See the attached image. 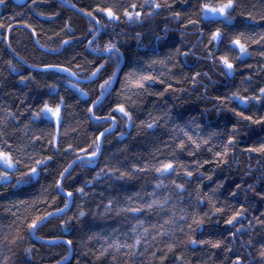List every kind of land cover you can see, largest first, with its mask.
Returning a JSON list of instances; mask_svg holds the SVG:
<instances>
[{
	"label": "trees",
	"instance_id": "16d2710c",
	"mask_svg": "<svg viewBox=\"0 0 264 264\" xmlns=\"http://www.w3.org/2000/svg\"><path fill=\"white\" fill-rule=\"evenodd\" d=\"M63 1L86 11L98 4L127 7L142 2ZM158 2L168 3L171 8L164 7L158 14L143 18L140 25L127 24L122 17L91 46L102 48L114 38L122 53L119 67L124 63L115 85L93 110L99 117L114 114L117 129L103 137L97 160H84L71 168L70 175L63 179L62 193L55 185L59 172L76 155H84L79 148L91 152L95 137L109 127L110 122L90 118L88 108L99 95V84L117 72V58L90 51L89 18L58 0H36L35 5L26 0L23 6L5 0L0 4V147L9 150L10 145L13 154L26 161L29 156L33 160L53 156L47 171L38 169L37 177L29 183L17 185L18 173H10L8 183L0 180V264H58L66 260L65 264H233L237 255L244 264H264L259 256L264 248V224L258 223V219L264 220V196L255 194L264 193V152L249 150L264 144V122L252 123L233 111L258 119L264 116V104L223 99L233 92L258 95L259 88L264 87V20L260 19L264 0H235L234 27L207 21L189 24L188 20H199L197 0ZM176 12L180 13L179 19L172 17ZM249 12L255 21L249 18ZM216 27L224 33L218 52L208 44L210 32ZM240 32L244 33L241 39L249 55L233 60L234 71L228 76L220 63L209 59L208 51H213L214 58L226 52L236 56L237 52L229 51L228 41ZM65 40L70 42L62 44ZM101 63L105 65L103 71L89 81L87 74ZM44 64L69 67L77 72L78 79L45 70ZM21 76L28 79L22 81ZM69 79L87 95L71 87ZM52 85L57 86L55 90ZM61 97L64 103L59 127L54 120L33 117L44 102L54 107ZM117 104L124 105L131 121L112 112ZM233 125L236 139L224 157L226 162L220 163L214 152L223 151L228 136L233 134ZM54 136L61 149L71 143L73 152L54 155L49 144ZM160 162H172L175 171L156 173L154 169ZM187 171L193 175L188 177ZM121 172L125 173L123 177ZM173 181L183 185V191ZM249 185L255 192L248 190ZM67 192L72 193L71 208L35 232L36 238L56 244L36 242L23 229L19 233L23 240L11 242L18 235L16 227L21 220L63 208L66 200L69 203ZM153 201L156 203L148 208ZM241 204L247 211L233 221L235 227L226 225L224 220ZM216 208L223 211L217 213ZM80 211L85 215L77 218ZM194 217L204 222L199 227L193 225L190 231L187 225ZM166 219L175 223L165 224ZM61 221L66 223L61 225ZM236 228L241 230L236 232ZM137 236L141 244L136 249L116 247L133 243ZM188 236L197 243H178L187 241ZM67 240L72 241L69 259ZM218 241L219 247H213ZM170 243L177 244L172 251L167 248Z\"/></svg>",
	"mask_w": 264,
	"mask_h": 264
},
{
	"label": "snow or ice",
	"instance_id": "6c2138e0",
	"mask_svg": "<svg viewBox=\"0 0 264 264\" xmlns=\"http://www.w3.org/2000/svg\"><path fill=\"white\" fill-rule=\"evenodd\" d=\"M5 0H0V4H3ZM33 5H35L36 0H32ZM197 11L199 13V20L193 21V20H188L189 24H198L200 21H207L208 24H221L224 25L225 27H229L233 25V20L234 17L232 13L236 10V3L235 0H197ZM71 7L73 9H76L77 6L76 4H71ZM164 7H168L169 9L171 8V5L168 3H160L158 0H142L141 3L136 4V3H131L127 7H124L122 5H119L118 3L115 5H110V6H101V5H96L95 8L91 11H86L83 8L77 9L80 13L86 15L89 18V24L91 25L89 29V33L92 36V39L88 40V47L89 50L94 52L98 56H107L108 58L116 57L117 58V70H119V59L122 58V53L120 52L119 47L117 46V43L115 42L114 38L109 39L107 42L104 43L103 47L101 48L99 45H97L96 48H92L91 46L97 42L99 37L103 35L106 30L113 24H118L121 21V18H124V22L127 24H137L140 25L144 22L145 17H150L153 15L158 14V11ZM118 9V10H114ZM148 9L147 11H144V9ZM41 15H43L41 13ZM248 16L250 19L255 21L256 17L252 15L251 12L248 13ZM173 19H179L180 13H172ZM260 19L264 20V15L260 17ZM11 27V25H9ZM30 27V26H29ZM65 27H69L68 23H65ZM201 34H203V29H201ZM33 35H35V32L33 31ZM244 33L240 32L237 36L234 38H230L228 41V46H229V51L230 52H237L238 54L234 57H231L228 52H226L223 55H220L218 58H214V53L212 50L208 51V57L209 59H215L216 62L220 63L223 68L225 69V74L228 76H231L234 71V64L233 60H240L242 57L249 55L248 53V48L246 45V42H244L241 37H243ZM141 37V33H136V38L139 40ZM157 39H160V37H157ZM264 39V37H262ZM224 41V33L220 27H216L214 30L210 32L209 35V40L208 44L209 45H214L215 50L218 52L219 47L218 45L223 43ZM70 41L65 40L62 41V44H68ZM179 51V50H177ZM186 55L187 53H183ZM11 66V62H9ZM104 64H98L96 65L93 70L87 74V79L89 81H92L93 78H96L99 76V74L103 71L104 69ZM80 66L77 65V68ZM43 68L45 70H55L56 72H64L68 73L69 77H74L77 78V72L72 71L71 68L69 67H64L63 65L60 64H44ZM12 70L15 71V67H12ZM199 75V73L195 74L193 77V80L195 81V76ZM207 75V73H205ZM117 76V72L113 71L106 79H104L100 84H99V95L96 97L95 100L92 101V105L89 106L88 108V113L90 114V118H93L97 120L98 122L104 121V122H110L109 127L105 128L103 131H100L99 134L95 137V140L93 141L94 148L91 152H88L84 148H79L78 151L80 153H84L83 156L81 155H76L73 160H71L66 167H64L60 172H59V179L55 181L56 189L60 192H63L64 189L62 187V180L67 176L70 175V170L75 164H81L84 163L85 158L88 159V162L91 163L92 159L95 158L100 151L101 148V137H103L106 133L110 132L112 130V127L115 125L116 122V116L112 113H109L107 116L104 117H99L96 116L95 113L93 112V108L99 105L102 101V99L106 98V95L110 93L111 86L113 84L114 79ZM28 79V77L21 76V80L24 81ZM141 79H151L150 77H141ZM68 83L70 84L71 87L77 89L81 93V95H87V93L80 88L78 83H74L71 79L68 80ZM139 83V82H138ZM141 87H143L142 84H140ZM55 90L57 87L56 85L50 86ZM170 87V86H169ZM247 91V89H245ZM221 97H217V100H221ZM224 100H227L229 102L235 100L238 101L241 104H251L253 101L257 103L264 104V87L259 88V94L258 95H240L238 92H233L230 96L223 98ZM63 97L60 98V102L57 103L54 107L50 106L47 102H44L43 106L39 109L38 112L33 113V117H41L43 116L44 119L46 120H54L57 127L62 123V112L61 108L63 105ZM235 114L239 117H242L244 120L251 121L252 123H262L264 122V116H260L258 119H254L253 115H245L243 111H235L233 109ZM112 112H119L122 114V117H126L128 121L132 120L131 114L125 109L124 105L122 104H117L116 107L112 110ZM148 128L152 127V124L147 125ZM233 134L228 136L227 143L224 145L223 151H215L214 152V157L219 158L220 163H225L226 161L224 160V157L227 156V153L230 149V146H232L234 140L236 139V134H237V129L236 126L233 125L232 129ZM191 139V137H189ZM195 143V142H193ZM204 143H207V141H204ZM49 144L51 145L53 149L54 155H58L60 153H63V155L67 156L70 152H73V145L69 143L66 147L61 149L58 145V139L57 137H53L51 141H49ZM181 147H183V142H181ZM89 147H92L90 145ZM196 147L199 148L200 145L196 144ZM9 150H5V148L0 147V180H3L5 183H8V177L10 173H18L17 176V185L20 184H25L31 182L34 178L37 177L38 175V169L43 168L44 171H47V165L49 162L53 160V156H45L42 159H35L33 160L32 157H27V161L22 158L20 155H14L13 152L10 149V145H8ZM212 149H209L211 151ZM250 151H260L264 152V144H261L259 148H253L249 149ZM30 161L31 163H29ZM204 163H209V161H204ZM24 170H21V169ZM141 171H144L145 169H140ZM155 172L164 175L165 173H169L170 170L175 171L173 163L172 162H160L158 167H155ZM125 173L121 172L120 176L123 177ZM186 175L188 177H191L193 173L191 171H187ZM173 184L175 187L181 191H183L184 186L181 184H175V181H173ZM159 186V185H157ZM236 188L239 189L240 185H236ZM248 190L255 192V189L252 185L248 186ZM81 193H83V189H79ZM257 196H264V193H255ZM65 195L68 198H71L72 193L67 192ZM233 196L236 195V192L232 193ZM55 200V197L52 198ZM23 203V202H21ZM111 203V202H110ZM156 203V201H153V203H149L147 205L148 208H152L153 204ZM167 203V199L163 202H161V207L164 206V204ZM69 203L66 200L64 203L63 208H56L54 212H45L44 214H38L34 218H29L25 217L23 220L20 221V224L17 225L16 227V232L17 236L12 238V243H15L17 239L23 240V236L19 235L21 230H26L29 235H34L35 232L45 223L47 220H49L53 215L55 214H61L65 211V209H68ZM139 209H131V211H138ZM215 211L217 213L222 212L223 209L221 208H216ZM247 211L245 208L244 204H241L239 209L235 210L233 214L228 218L224 220V223L226 225H232L235 227L233 224V221L237 220V217H240L244 214V212ZM85 213L83 211L79 212V217H83ZM203 219L202 218H196L194 217L192 220L191 224H188L187 227L191 231L193 225H196L199 227L201 224H203ZM15 224L16 222L13 221ZM66 222L61 221V225H64ZM142 225V222H140ZM165 224L168 223H175V220L171 219H166L164 221ZM258 223L264 224V220H259ZM251 225V222H250ZM162 227V226H161ZM241 229L236 228V232H239ZM135 231V229H133ZM181 233L184 232V228L181 227L179 229ZM144 233L148 232L147 228L143 229ZM158 235L160 233H157ZM230 236H235L234 232H229ZM7 239V237L5 238ZM155 237H153V240ZM192 243L195 244L197 243L196 240H194L191 236L187 237V241L185 240H179L178 243L184 244V243ZM66 243L68 245H71L72 241L67 240ZM144 243L147 244L148 241L147 239L144 240ZM199 243L203 244L205 241H199ZM251 244V240L248 242ZM141 244V238L137 236L134 240L133 243L131 244H124V245H119L117 244L116 247H125L129 249H136L139 245ZM220 242L218 241L216 244L213 245V247H219ZM177 246L176 243H170L167 245L168 251H172L175 247ZM112 245H109V248H111ZM26 252L29 251L28 249L25 250ZM229 251H231V248H229ZM143 255V253H141ZM155 255V253H153ZM166 256V254H165ZM259 256L264 259V248H262L259 252ZM66 259V257L64 258ZM115 259V257H113ZM164 257H161V260H163ZM177 260H180L181 257L177 256ZM59 264V262H58ZM233 264H244V262L241 260V257L239 255L236 256L235 261Z\"/></svg>",
	"mask_w": 264,
	"mask_h": 264
},
{
	"label": "water",
	"instance_id": "95a60500",
	"mask_svg": "<svg viewBox=\"0 0 264 264\" xmlns=\"http://www.w3.org/2000/svg\"><path fill=\"white\" fill-rule=\"evenodd\" d=\"M12 1H13L14 4H16V5H18V6H23V5L26 3V0H12ZM58 1L61 2L64 6H67L68 8L73 9V8L71 7V4H68L67 2H65V1H63V0H58ZM74 10L78 11L77 8L74 9ZM78 12H79V11H78ZM79 13H80V12H79ZM81 14H82V13H81ZM123 63H124V60L122 61L121 66L119 67V70H117V76H116V78H115L114 81H113V84H112V86H111L110 92H111L113 86L115 85V82H116V80H117V77H118V75H119V72H120V70H121V68H122V66H123ZM107 95H108V94H107ZM94 108H95V107H94ZM94 108H93V110H94ZM116 129H117V123L115 122V125L112 127V130H111L110 132H113V131H115ZM110 132H108V133H110ZM106 134H107V133H106ZM106 134H105V135H106ZM105 135H104V136H105ZM104 136H103V137H104ZM103 137H101V148H100V151L98 152L97 156H96L95 158H93L92 160H97V159L100 157V155H101V152H102V149H103ZM85 160H88V159L85 158ZM75 165H76V164H75ZM75 165H74V166H75ZM74 166H73V167H74ZM62 182H63V180H62ZM61 193H62V192H61ZM72 199H73V197L71 196V198H69V207H68V209H65V211H64L63 213H61V214L66 213V212L71 208V205H72ZM57 215H59V214H55V215H53L50 219L56 217ZM50 219H49V220H50ZM49 220H47L45 223H43V225H45ZM43 225H42V226H43ZM42 226H41V227H42ZM39 228H40V227H39ZM31 236H32V238H33L36 242H39V243H45V244H50V245L56 244L55 241L38 239V238H36L35 234H34V235H31ZM67 245H68V244H67ZM68 248L70 249V255H69V257H68V259H69V258H71V256H72V249H71L70 245H68ZM66 262H67V260L64 261V262H62V263H59V264H65Z\"/></svg>",
	"mask_w": 264,
	"mask_h": 264
}]
</instances>
